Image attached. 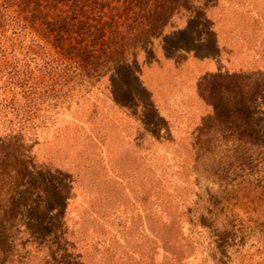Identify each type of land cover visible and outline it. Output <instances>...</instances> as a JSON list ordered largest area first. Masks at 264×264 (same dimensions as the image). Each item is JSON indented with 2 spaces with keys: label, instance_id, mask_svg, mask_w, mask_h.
Masks as SVG:
<instances>
[{
  "label": "rangeland",
  "instance_id": "1",
  "mask_svg": "<svg viewBox=\"0 0 264 264\" xmlns=\"http://www.w3.org/2000/svg\"><path fill=\"white\" fill-rule=\"evenodd\" d=\"M3 154L0 264H264V0H0Z\"/></svg>",
  "mask_w": 264,
  "mask_h": 264
},
{
  "label": "trees",
  "instance_id": "2",
  "mask_svg": "<svg viewBox=\"0 0 264 264\" xmlns=\"http://www.w3.org/2000/svg\"><path fill=\"white\" fill-rule=\"evenodd\" d=\"M30 0H24V2L29 3ZM8 8V5H7ZM12 13H14L13 11H11ZM17 19V16L14 15ZM35 16V14L30 15L29 17L31 19H34L33 17ZM65 18V17H64ZM61 18L60 20H54V22H48L47 23V30H46V35H43L44 38H48L49 37V33L51 30L52 33L55 36V45L58 46L59 48H61L63 51L62 53L64 54H68V53H74V55L76 57H79L82 61L83 60H88L87 62H89V60H92V58H96L97 55L95 54V52H97L98 49H96L97 45H99V41L97 40H93L91 41V43H89V45L84 44V45H80L78 43V45H73L71 46V50H68V46H65V39L68 35V27L67 25L69 24V21H67L66 19ZM18 21V20H17ZM35 20H32L31 23H34ZM32 23V24H33ZM73 51V52H72ZM93 61V60H92ZM248 105L249 108L253 107V104H255V100L251 101V99H248V102L246 103ZM256 105V104H255ZM248 124V127L250 129H253L256 127L257 122L253 121V119H250V121L246 122ZM20 140H15L14 142H11L10 140H7V145H16L17 147H22ZM3 150V149H2ZM7 160V157L3 154L0 156V164L2 162H5ZM11 214V213H9ZM6 216L4 215V213L0 214V227L2 226L1 224L4 223V221H6L5 218Z\"/></svg>",
  "mask_w": 264,
  "mask_h": 264
},
{
  "label": "crops",
  "instance_id": "3",
  "mask_svg": "<svg viewBox=\"0 0 264 264\" xmlns=\"http://www.w3.org/2000/svg\"><path fill=\"white\" fill-rule=\"evenodd\" d=\"M205 60H206V58H204ZM206 61H208V60H206ZM203 62L204 61H202L201 60V63L202 64H200L199 65V68H200V71H199V73L201 72V73H206V72H208V71H210L211 69H219L221 66H224V64L223 63H217V61H214V62H212V63H205V64H203ZM225 69H227V70H229V69H231L230 67H226Z\"/></svg>",
  "mask_w": 264,
  "mask_h": 264
}]
</instances>
